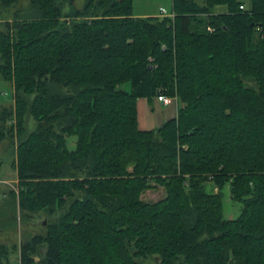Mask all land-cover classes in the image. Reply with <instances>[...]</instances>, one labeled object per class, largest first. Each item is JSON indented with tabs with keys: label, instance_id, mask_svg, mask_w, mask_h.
I'll return each mask as SVG.
<instances>
[{
	"label": "trees",
	"instance_id": "trees-1",
	"mask_svg": "<svg viewBox=\"0 0 264 264\" xmlns=\"http://www.w3.org/2000/svg\"><path fill=\"white\" fill-rule=\"evenodd\" d=\"M18 2L0 0V17ZM172 13L29 0L0 20L10 195L24 222L43 218L18 264H264V0H173ZM158 95L177 98L178 115L141 130L137 102ZM159 187L162 200L143 199ZM8 254L0 245V264Z\"/></svg>",
	"mask_w": 264,
	"mask_h": 264
},
{
	"label": "rangeland",
	"instance_id": "rangeland-1",
	"mask_svg": "<svg viewBox=\"0 0 264 264\" xmlns=\"http://www.w3.org/2000/svg\"><path fill=\"white\" fill-rule=\"evenodd\" d=\"M65 2V10L68 11L73 4L76 8H82L86 0H62ZM135 17H155L161 16L160 10L166 9L172 12L173 0H133ZM200 5H204L207 0H194ZM244 3L246 8L251 5V0H239ZM72 2V4H71ZM29 0H19L16 8L9 13L1 15L0 20L12 19L15 11L20 10L22 13L28 8ZM225 7H219L216 13H224ZM4 27L0 24V30ZM126 91H130V83L122 86ZM14 86L13 84H0V105L6 107L14 106ZM34 122L29 121V128L34 127ZM16 146V143H15ZM76 138L69 139V147L75 149ZM1 163H0V180L5 183L0 184V245H6L9 249V264H18L20 262L21 244L29 240L34 235L41 232L40 222L43 218L28 223L24 222L23 216L17 207L14 210L13 197L11 191H17V172L15 169L16 152L15 147L9 140L0 144ZM207 192L216 193L212 182H207L205 186ZM223 214L225 219H237L241 214L242 205L232 199L230 186L228 185L223 191ZM166 196L165 189L162 187L149 189L144 193L143 199L147 202H157ZM14 215L15 218L14 219Z\"/></svg>",
	"mask_w": 264,
	"mask_h": 264
},
{
	"label": "crops",
	"instance_id": "crops-1",
	"mask_svg": "<svg viewBox=\"0 0 264 264\" xmlns=\"http://www.w3.org/2000/svg\"><path fill=\"white\" fill-rule=\"evenodd\" d=\"M180 104L177 98L172 99V103L164 105L154 98L148 101L145 98L137 102L139 128L151 131L162 126L166 121L177 117Z\"/></svg>",
	"mask_w": 264,
	"mask_h": 264
},
{
	"label": "built area",
	"instance_id": "built-area-1",
	"mask_svg": "<svg viewBox=\"0 0 264 264\" xmlns=\"http://www.w3.org/2000/svg\"><path fill=\"white\" fill-rule=\"evenodd\" d=\"M241 9H244V7H241ZM160 14L162 17H169L174 18V14L171 12L169 13L166 9H161ZM157 101L162 102L164 105H169L172 103V97L164 96V95H158L156 97ZM5 183L4 181L0 180V184ZM215 190L218 192V189L215 188Z\"/></svg>",
	"mask_w": 264,
	"mask_h": 264
}]
</instances>
